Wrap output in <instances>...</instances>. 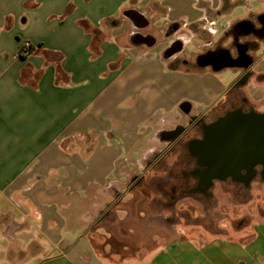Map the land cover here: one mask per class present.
I'll return each mask as SVG.
<instances>
[{"label": "crops", "instance_id": "0c3cea01", "mask_svg": "<svg viewBox=\"0 0 264 264\" xmlns=\"http://www.w3.org/2000/svg\"><path fill=\"white\" fill-rule=\"evenodd\" d=\"M263 14L264 0H0V264H264V215L221 212L254 186L173 200L181 166L151 163L175 111L213 108L235 74L173 63L167 46L223 45ZM251 71L264 99V50ZM131 176L150 190L128 210Z\"/></svg>", "mask_w": 264, "mask_h": 264}, {"label": "flooded vegetation", "instance_id": "af4514ba", "mask_svg": "<svg viewBox=\"0 0 264 264\" xmlns=\"http://www.w3.org/2000/svg\"><path fill=\"white\" fill-rule=\"evenodd\" d=\"M228 34L229 44L221 43L220 46L223 36L212 49L202 50L191 62L176 56L184 48L179 40L173 41L165 50V55L176 63L212 70V66L222 69V66L230 65L235 72L222 99L213 108L190 114L189 105L184 103L186 119L165 133L164 147L151 156V163L156 168H164L167 155H177L173 167L181 166V171L173 173V177L179 186L169 187L170 199L191 193L205 194L215 183L243 188L255 187L258 181L264 183V99L253 101L246 90L251 79L256 83L262 80L261 75L251 71V66L264 50V14L259 15L257 21L248 19L232 25ZM204 63L209 64L199 67ZM192 175L196 178L195 183L186 188L184 183L193 179ZM142 181L140 177L131 176L125 183L124 193L134 197V190L144 183ZM160 191L158 188L159 194Z\"/></svg>", "mask_w": 264, "mask_h": 264}, {"label": "rangeland", "instance_id": "374dc122", "mask_svg": "<svg viewBox=\"0 0 264 264\" xmlns=\"http://www.w3.org/2000/svg\"><path fill=\"white\" fill-rule=\"evenodd\" d=\"M260 12H261L260 9L257 10V13H260ZM250 16H251V14H250ZM217 20L219 22H223L224 24L227 23L226 17H218ZM218 21L215 22L217 25L219 23ZM220 27L221 26L218 25V29ZM167 36L168 35L166 34V37ZM174 41H176V40H174ZM229 41H230V39H225L223 45L229 44ZM180 42L185 47L183 48L182 52L179 53V55H182V56H184L186 58H191L193 60L195 58L194 56L200 52V49H197V43L198 42L201 43V41H196L195 40L194 42L187 43L185 45L186 40H184V39L181 38L180 39ZM221 43L222 42H220V46H222ZM214 45H215V43L213 45H210V46L209 45H206V47H204L202 50L210 49V48L212 49ZM166 57H167V55H166ZM174 57H175V55H174ZM167 58L169 59V57H167ZM173 63H176V62H173ZM173 65H175V64H173ZM223 71H225V72H223ZM223 71L220 72V73H225V75H221L220 76V78L222 80H224V78L227 76L226 74L228 73V71H232V70L230 68H224ZM183 112L184 111H183V107L182 106H180V109L178 111H175V113L173 114L174 115V121L175 122L172 124V126L173 125L175 126L178 120L184 121V119H186V117H184L185 116L184 115L185 113H183ZM254 127L256 128V125L255 124H253V128ZM161 137L162 136L160 135V133H158L157 140H160ZM145 143L148 144V145L146 146V144H144L143 148H146V147H148L150 145L146 141H145ZM164 145L165 144H163V143H158V144H155V147H158L157 148V151H159L162 147H164ZM123 156H125V155L121 154L120 160L117 162V165L119 164V167H120L121 164L123 165V163H124V161L122 160L123 159ZM166 159H167V162L168 163L173 164V163H175L177 161V155H176V153L171 154V156L170 155H167ZM130 173L131 172L128 173V176H129ZM172 178H174V177H172ZM215 184H218V183H215ZM144 186H146L145 183H143L140 188H137L136 190H134V194L135 195H134L133 200L132 199L131 200H128V202L126 204H124L125 207L128 210H133L134 204L135 203H138V201H140L141 199H144L143 197H146L145 195L148 194L147 190H150V189H143ZM252 189H248V191L245 190V192H243V189H237L238 191L236 189H232L231 191H229L231 193L226 192L224 194L223 198L224 199H227L228 197H230L229 200L232 201V202H235V206L233 204V206L231 208H228L229 207V200H226L227 202L225 204H222V206H221L222 217H227L228 218L229 217V214H231V213L234 214L235 216H239V215H242V213H245V212L254 213L256 211H259V213H261L260 215H264V211H262V209L264 208V183H261L260 181H258V184L255 185V187L252 188ZM143 190H144V193H143ZM225 190H226V188H225ZM227 191H228V189H227ZM152 194L154 195V191H152ZM122 195H123V199L127 198V195L125 193H122ZM223 198H222V201H223Z\"/></svg>", "mask_w": 264, "mask_h": 264}, {"label": "trees", "instance_id": "16d2710c", "mask_svg": "<svg viewBox=\"0 0 264 264\" xmlns=\"http://www.w3.org/2000/svg\"><path fill=\"white\" fill-rule=\"evenodd\" d=\"M25 42H28V44L27 45L23 44L20 47V50H19L20 56H27L35 50V48L33 47V45H31V43L29 41H25Z\"/></svg>", "mask_w": 264, "mask_h": 264}, {"label": "water", "instance_id": "95a60500", "mask_svg": "<svg viewBox=\"0 0 264 264\" xmlns=\"http://www.w3.org/2000/svg\"><path fill=\"white\" fill-rule=\"evenodd\" d=\"M209 63H204V64H200L199 65V67H205V66H207ZM250 65V62L246 65V67H248ZM213 67V70L214 71H217V70H219L221 67H219V66H212ZM222 67H231L230 65H224V66H222ZM262 118L264 119V115L262 116Z\"/></svg>", "mask_w": 264, "mask_h": 264}, {"label": "built area", "instance_id": "2783aa9c", "mask_svg": "<svg viewBox=\"0 0 264 264\" xmlns=\"http://www.w3.org/2000/svg\"><path fill=\"white\" fill-rule=\"evenodd\" d=\"M24 44H25V45H27V44H28V42H25Z\"/></svg>", "mask_w": 264, "mask_h": 264}]
</instances>
